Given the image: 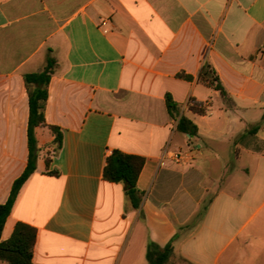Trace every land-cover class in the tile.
<instances>
[{
    "label": "crops",
    "instance_id": "crops-1",
    "mask_svg": "<svg viewBox=\"0 0 264 264\" xmlns=\"http://www.w3.org/2000/svg\"><path fill=\"white\" fill-rule=\"evenodd\" d=\"M49 56L37 169L3 241L22 222L37 230L33 264H149V244L170 242L171 264H264V0H0V204L28 164L24 76ZM207 65L226 98L199 79ZM114 150L145 159L139 209L103 179Z\"/></svg>",
    "mask_w": 264,
    "mask_h": 264
},
{
    "label": "trees",
    "instance_id": "trees-1",
    "mask_svg": "<svg viewBox=\"0 0 264 264\" xmlns=\"http://www.w3.org/2000/svg\"><path fill=\"white\" fill-rule=\"evenodd\" d=\"M56 66V60L48 57L44 69L38 73L26 74L24 76L26 86L29 93V127H28V143L29 158L28 164L23 174L15 181L11 195L5 204H0V261L7 264H33V256L37 241V230L25 223L16 224L11 237L8 240H2V233L8 217L11 215L17 197L21 188L35 173L37 169V160L39 150L35 130L38 127L46 125L45 110L49 98V85ZM178 78L184 80H192L193 77L185 73L178 74ZM199 79L209 86L219 90L223 98L227 94L222 87L218 77H216L210 66H205L199 74ZM166 105L170 116L177 121V130L180 133L187 134L191 138L198 135L197 126L187 117L181 115L179 105L170 95L166 96ZM190 111L205 115L207 109L203 103L190 99L188 102ZM54 137L52 142V155L57 154L62 148L63 135L60 128L50 127ZM50 160L47 158V164ZM145 165V159L140 156L123 153L114 150L106 159L103 170V179L110 183L123 184L125 195L134 209H139L142 203L143 194L137 187V181L141 171ZM174 255V246L170 242L165 247H160L154 243H150L147 250V260L149 264H171ZM185 264H193L186 262Z\"/></svg>",
    "mask_w": 264,
    "mask_h": 264
},
{
    "label": "built area",
    "instance_id": "built-area-1",
    "mask_svg": "<svg viewBox=\"0 0 264 264\" xmlns=\"http://www.w3.org/2000/svg\"><path fill=\"white\" fill-rule=\"evenodd\" d=\"M166 154L170 155V157L178 164H180L185 159V156L179 152L166 151Z\"/></svg>",
    "mask_w": 264,
    "mask_h": 264
}]
</instances>
